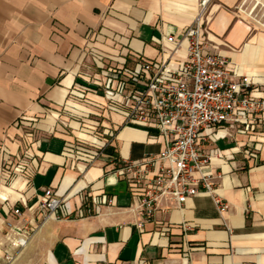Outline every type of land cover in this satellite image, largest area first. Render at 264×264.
Instances as JSON below:
<instances>
[{
  "label": "crops",
  "instance_id": "crops-1",
  "mask_svg": "<svg viewBox=\"0 0 264 264\" xmlns=\"http://www.w3.org/2000/svg\"><path fill=\"white\" fill-rule=\"evenodd\" d=\"M201 1L0 0V243H7L5 223L17 224L12 209L31 220L27 208L46 189L64 197L68 215L44 222L12 264H264L261 123L245 133L227 129L204 147L221 154L210 171L228 205L222 215L208 196L180 208L162 200L140 233L132 194L107 162V149L89 164L91 144L111 133L108 148L121 160L161 150L153 131L121 126L125 110L106 99L117 84L107 72L138 71L136 59L165 61L174 49L167 38L179 39ZM239 1L207 0L206 45L264 84V30H251L231 11ZM184 56L178 50L173 58ZM19 165L27 170L15 172ZM102 195L116 207L83 214Z\"/></svg>",
  "mask_w": 264,
  "mask_h": 264
},
{
  "label": "built area",
  "instance_id": "built-area-1",
  "mask_svg": "<svg viewBox=\"0 0 264 264\" xmlns=\"http://www.w3.org/2000/svg\"><path fill=\"white\" fill-rule=\"evenodd\" d=\"M206 3L201 1L198 16L179 39L167 38L174 49L165 61L136 59L138 71L107 72L117 84L113 91H106V99L125 110L121 126L153 131L162 144L157 154L138 161L106 157L114 173L128 185L134 200L132 211L138 216L134 225L140 233L153 221L162 200L180 208L189 198L204 195L212 199L219 215L227 211V203L214 190L220 177L210 171V163L221 157L220 151H206L204 147L225 138L227 129L245 133L258 123L264 127V84L240 74L226 57L207 47L202 19ZM182 45L184 49H179ZM178 50L184 51V58H173ZM113 136L111 133L110 139ZM109 140L98 138L91 144L96 153L89 164L103 155ZM26 170L19 165L15 172ZM90 202L91 206L84 207L86 216L97 206L116 207L115 200L104 195L92 197ZM27 211L33 216L31 220L23 219L21 209L14 207L12 215L17 224L5 223L6 240L16 253L24 249L44 222L68 217L64 197L54 196L50 189ZM14 258L6 256L8 261Z\"/></svg>",
  "mask_w": 264,
  "mask_h": 264
},
{
  "label": "rangeland",
  "instance_id": "rangeland-1",
  "mask_svg": "<svg viewBox=\"0 0 264 264\" xmlns=\"http://www.w3.org/2000/svg\"><path fill=\"white\" fill-rule=\"evenodd\" d=\"M231 11H235L236 15L243 18L242 22L251 30H264V0H245L244 2L240 0ZM217 146L223 147L221 144ZM209 148H215V146L211 145ZM18 254L12 250L9 242L0 243V264H12L14 260L8 261L6 256L12 255L16 258Z\"/></svg>",
  "mask_w": 264,
  "mask_h": 264
},
{
  "label": "trees",
  "instance_id": "trees-1",
  "mask_svg": "<svg viewBox=\"0 0 264 264\" xmlns=\"http://www.w3.org/2000/svg\"><path fill=\"white\" fill-rule=\"evenodd\" d=\"M106 151L109 153L110 156L119 158L118 154L115 151H113L112 149L107 148Z\"/></svg>",
  "mask_w": 264,
  "mask_h": 264
}]
</instances>
